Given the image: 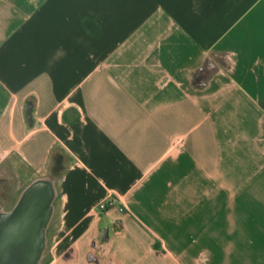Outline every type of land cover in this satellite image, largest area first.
Listing matches in <instances>:
<instances>
[{
    "label": "crops",
    "instance_id": "crops-1",
    "mask_svg": "<svg viewBox=\"0 0 264 264\" xmlns=\"http://www.w3.org/2000/svg\"><path fill=\"white\" fill-rule=\"evenodd\" d=\"M3 159L58 182L38 264H264V0H0Z\"/></svg>",
    "mask_w": 264,
    "mask_h": 264
},
{
    "label": "water",
    "instance_id": "water-1",
    "mask_svg": "<svg viewBox=\"0 0 264 264\" xmlns=\"http://www.w3.org/2000/svg\"><path fill=\"white\" fill-rule=\"evenodd\" d=\"M55 196V181L38 177L11 209L0 211V264L39 263Z\"/></svg>",
    "mask_w": 264,
    "mask_h": 264
},
{
    "label": "rangeland",
    "instance_id": "rangeland-1",
    "mask_svg": "<svg viewBox=\"0 0 264 264\" xmlns=\"http://www.w3.org/2000/svg\"><path fill=\"white\" fill-rule=\"evenodd\" d=\"M61 168V165L58 167L55 163L51 166V169L54 171H61ZM38 177L28 167L17 162V159L15 162H11L9 159H3L2 162H0V211L11 209L17 202L24 188ZM49 178L55 181L56 196L53 201L52 215L45 233V247L43 253H46L47 256L42 263L49 260L50 252H52L54 244L53 237L55 229L61 221V193L59 191L58 182L52 177Z\"/></svg>",
    "mask_w": 264,
    "mask_h": 264
},
{
    "label": "built area",
    "instance_id": "built-area-1",
    "mask_svg": "<svg viewBox=\"0 0 264 264\" xmlns=\"http://www.w3.org/2000/svg\"><path fill=\"white\" fill-rule=\"evenodd\" d=\"M116 193L112 192L111 194H109L106 198H104L103 200H101L98 204V208L101 211H104L108 208V206L110 204L114 203L115 200V195Z\"/></svg>",
    "mask_w": 264,
    "mask_h": 264
}]
</instances>
